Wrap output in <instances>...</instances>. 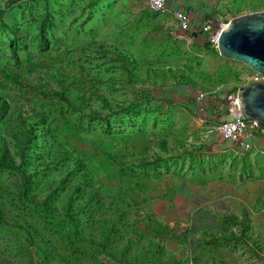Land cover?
<instances>
[{
	"label": "rangeland",
	"instance_id": "374dc122",
	"mask_svg": "<svg viewBox=\"0 0 264 264\" xmlns=\"http://www.w3.org/2000/svg\"><path fill=\"white\" fill-rule=\"evenodd\" d=\"M166 1L225 24L264 10ZM169 25L144 0H0V102L14 115L0 135L14 161L0 166V210L38 232L47 264H264V137L224 142L192 105L208 93L231 118L255 72ZM0 264L45 263L0 225Z\"/></svg>",
	"mask_w": 264,
	"mask_h": 264
},
{
	"label": "water",
	"instance_id": "95a60500",
	"mask_svg": "<svg viewBox=\"0 0 264 264\" xmlns=\"http://www.w3.org/2000/svg\"><path fill=\"white\" fill-rule=\"evenodd\" d=\"M210 26L220 31L217 51L221 57L241 63L264 77V10L235 17L226 24L212 20ZM230 105L235 107V113L253 121L264 133V79L238 89Z\"/></svg>",
	"mask_w": 264,
	"mask_h": 264
},
{
	"label": "built area",
	"instance_id": "2783aa9c",
	"mask_svg": "<svg viewBox=\"0 0 264 264\" xmlns=\"http://www.w3.org/2000/svg\"><path fill=\"white\" fill-rule=\"evenodd\" d=\"M147 9L153 14H162L168 12L170 17V35L173 39L190 40V37L200 38L206 43L217 47L219 30L210 26L211 21H205L200 18L194 21L192 16L183 8L167 9L166 0H144ZM221 24H225L222 17L217 18ZM264 77L255 73L250 83L259 82ZM216 97L204 92H197L194 96L195 110L200 116V122L210 121L211 113L207 112V103L215 101ZM235 113V107L232 106ZM228 118L224 112L219 114L220 120L215 124V131L218 132L220 139L224 142L232 143L241 149H250L255 144L260 143L264 133L259 131L253 121L244 120L239 113H235ZM212 121V120H211Z\"/></svg>",
	"mask_w": 264,
	"mask_h": 264
},
{
	"label": "trees",
	"instance_id": "16d2710c",
	"mask_svg": "<svg viewBox=\"0 0 264 264\" xmlns=\"http://www.w3.org/2000/svg\"><path fill=\"white\" fill-rule=\"evenodd\" d=\"M210 21H212L213 19H209ZM13 111L10 110V112L8 113V109L6 108V104L3 102H0V135H2V132H5L7 129H11L13 123H14V119H13ZM210 119L215 120V121H219L220 118L219 117H210ZM43 125L46 124V122H42ZM22 129H17L15 130L16 132L14 133V141L15 143H20L24 140V135L26 134V131H21ZM33 130V129H32ZM30 132V130H29ZM29 134V138L33 135L32 133H28ZM0 140L3 141V137L0 136ZM0 141V142H1ZM4 148L0 150V166L5 167V166H11L14 165V161L13 159H10V157L8 156V148L5 146V144L2 145ZM95 199L96 203H99V199L97 198L96 195L92 194L90 196V200ZM100 205V204H99ZM88 206V205H86ZM103 208V206H101ZM43 214H41V217L46 224H56V225H60L61 221H59V217H58V213L57 211H48L46 209H44L42 211ZM66 226H68V228H77L78 230L81 228L83 229V224H81V222L77 221L76 218H74L73 216H70L69 218H67L66 222H65ZM0 225L4 226V225H8L11 226L13 228L16 229V231L22 232V234L24 235L27 244L32 247L41 258H43V261L45 264L49 263L47 261V257L45 256V253L43 249H41V251L38 249V247H36L37 243L35 240L36 236H38V232L36 233V231L33 233L30 230H32V228L24 223L19 222V220L17 219V217L15 216V214H13L12 212H4L0 210ZM23 225L25 227H23ZM40 236V235H39ZM50 244V243H49ZM46 245V244H45ZM69 246L70 247H74V241L72 239H69ZM75 251H81L79 248H74ZM85 252V251H84Z\"/></svg>",
	"mask_w": 264,
	"mask_h": 264
},
{
	"label": "crops",
	"instance_id": "0c3cea01",
	"mask_svg": "<svg viewBox=\"0 0 264 264\" xmlns=\"http://www.w3.org/2000/svg\"><path fill=\"white\" fill-rule=\"evenodd\" d=\"M192 105H193V107H194V109H195V106H194V100L192 101ZM231 106V105H230ZM231 108V110H232V107H230ZM207 112H209V113H211L212 114V117H214V115H215V117H219V114L221 113V112H223V111H221L220 110V108H219V103L218 102H216V101H209L208 103H207ZM225 113V112H224ZM234 113V112H233ZM212 120V119H211ZM207 122H210V121H207Z\"/></svg>",
	"mask_w": 264,
	"mask_h": 264
}]
</instances>
